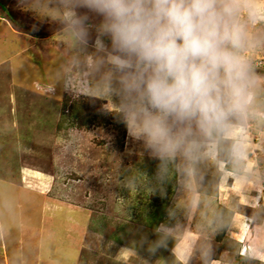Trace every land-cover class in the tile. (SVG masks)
Segmentation results:
<instances>
[{
    "label": "rangeland",
    "instance_id": "rangeland-1",
    "mask_svg": "<svg viewBox=\"0 0 264 264\" xmlns=\"http://www.w3.org/2000/svg\"><path fill=\"white\" fill-rule=\"evenodd\" d=\"M55 7L0 0V264H183L185 254L188 264H261L242 254L256 248L245 243L254 211L264 248V21L248 28L261 43L249 53L259 80L247 159L222 164L227 179L216 155L191 176L170 165L160 181L158 161L139 154L104 102L71 90L72 78L97 81L69 63ZM160 224L171 235L150 251Z\"/></svg>",
    "mask_w": 264,
    "mask_h": 264
},
{
    "label": "clouds",
    "instance_id": "clouds-1",
    "mask_svg": "<svg viewBox=\"0 0 264 264\" xmlns=\"http://www.w3.org/2000/svg\"><path fill=\"white\" fill-rule=\"evenodd\" d=\"M49 18L68 37L71 66L97 81L72 78L71 90L104 102L139 154L158 161L160 181L170 165L194 175L225 142L233 162L247 159L242 132L259 80L249 53L261 43L248 28L264 21L256 0H56ZM199 204L193 196L190 207ZM171 232L158 225L149 250ZM242 256L264 261V248Z\"/></svg>",
    "mask_w": 264,
    "mask_h": 264
},
{
    "label": "crops",
    "instance_id": "crops-1",
    "mask_svg": "<svg viewBox=\"0 0 264 264\" xmlns=\"http://www.w3.org/2000/svg\"><path fill=\"white\" fill-rule=\"evenodd\" d=\"M217 160H218V158H217ZM222 164H227V163L222 162V161H220L219 164L217 163L218 170L220 172H222L221 171L222 170ZM222 173H224V172H222ZM260 205H262V204L260 202L258 203V201L256 200L254 204L252 203V205L249 204V203H244L242 206H244V208H247V209H254V210H256L257 207L260 206ZM254 214H255V216L253 217L252 222H250L251 223V230H249V233H247L246 242L245 243H249V241L251 242V239H253V242L254 243H252V244L254 246H256V248H260V246L257 243H255V241L257 240L258 235H260L261 233H263V230H262L263 228L260 225L259 219L256 218V215H257L256 211H254ZM247 217H249V216H247ZM256 230L257 231L260 230L261 233L260 232H256ZM242 257H244V256H242ZM245 258H246V256H245ZM254 260H256V259H254ZM256 261H258L261 264H264V261H261V260H256Z\"/></svg>",
    "mask_w": 264,
    "mask_h": 264
},
{
    "label": "trees",
    "instance_id": "trees-1",
    "mask_svg": "<svg viewBox=\"0 0 264 264\" xmlns=\"http://www.w3.org/2000/svg\"><path fill=\"white\" fill-rule=\"evenodd\" d=\"M3 9H4L6 15L8 16L9 20L13 21V18L11 17V15L9 14V12L5 6H3ZM229 143L230 142H225V143L220 145L219 151L217 152L218 160H220L222 162H228L230 160V157L228 156V152H227Z\"/></svg>",
    "mask_w": 264,
    "mask_h": 264
}]
</instances>
